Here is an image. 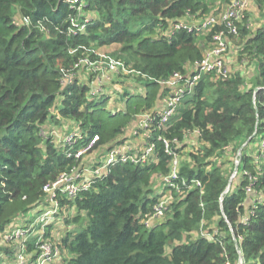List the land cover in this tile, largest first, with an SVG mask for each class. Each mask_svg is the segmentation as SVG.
<instances>
[{
    "label": "trees",
    "instance_id": "obj_1",
    "mask_svg": "<svg viewBox=\"0 0 264 264\" xmlns=\"http://www.w3.org/2000/svg\"><path fill=\"white\" fill-rule=\"evenodd\" d=\"M256 1L262 9L264 0ZM229 2L0 0L2 240L16 218L42 211L46 185L81 162L64 149L69 146L57 143L47 123L77 125L80 138L70 153L97 135L94 150L105 147L106 156L126 142L120 136L131 121L150 113L143 145L155 144L157 162H114L74 199L58 197L56 219L65 226L58 248L67 254L62 264H238L240 257L245 264H264V153L256 163L244 150L258 141L264 151V23L252 30L244 17L235 36L241 38L242 53L256 60L253 76L204 74L165 128L157 112L167 92L159 80L185 75L189 65L202 59L212 35L224 28L194 35L174 29V22L188 12L198 17L215 13ZM112 44L120 46L117 57L125 66L139 73L132 84L144 86V92L125 86L93 93L80 78V59L89 55L97 60L95 49ZM111 98L117 109L109 104ZM194 131L199 149L189 153L190 163L180 162L179 176L187 184L200 181L202 192L178 180L184 195L162 218L147 224L159 199L152 179L168 174L172 155H179L187 133ZM245 142L230 182L233 169L228 171L219 159L237 153ZM203 233L211 234V240ZM36 241L26 242V252L36 255ZM12 255L0 244V263Z\"/></svg>",
    "mask_w": 264,
    "mask_h": 264
},
{
    "label": "built area",
    "instance_id": "obj_2",
    "mask_svg": "<svg viewBox=\"0 0 264 264\" xmlns=\"http://www.w3.org/2000/svg\"><path fill=\"white\" fill-rule=\"evenodd\" d=\"M73 2H78V0H73ZM245 0H230V2L220 11L212 12L203 17H198L195 14L186 13L183 17L179 18L174 22V29L184 28L189 33L194 35L206 34L209 33L214 27L223 25L224 28L218 30L212 35L210 45L207 50H205L203 57L200 61L193 63L188 66V72L184 75L181 73H174L168 79L159 80V83L164 86L167 90L164 97L159 102V107L157 108V112L160 116L159 124L165 128L167 121L177 113V109L179 107L180 100L183 96L187 94H191L193 92L194 87L199 83L200 79L204 74H213L216 77H229L231 72L227 67V57L229 54V45L231 43V39H233L238 34V23H241L243 16L241 15V10L246 8ZM24 21L28 23V19L24 18ZM83 28V27H82ZM96 60L92 61L87 56L80 59L79 63H92ZM109 70H119L122 69L127 71L128 73H133L134 75H139L135 70H130L125 66V64L120 61H109L108 67ZM98 72L99 68L96 69ZM99 78L97 77L95 80V84H97ZM98 85V84H97ZM93 86V93H98L101 89L99 86ZM144 120L147 121L151 115L150 113L145 114ZM53 134H56L52 131ZM80 138V133L76 127L73 130L68 131L61 139L63 146H69L64 148L68 151V154H73V156L77 159H80V164L77 167H73L71 171H65L61 173L57 179L49 185L44 187L45 198L44 202L46 205L42 208L40 216L38 217L40 222L41 229H38L40 232L37 237L36 245L38 248V252L35 255V252H25L23 247L26 248V242L30 241L31 238L25 239L24 237L28 233V229H26V225H20L17 229L8 230L3 234V239L7 241H11L13 239L22 240V251L18 252V259H22V254H31L36 256V261L42 260L45 261L46 264L49 263L52 259L56 258L59 253L58 243H48L46 240L48 236L46 234L45 226L49 221L56 220V213L60 207L58 197L59 198H68L74 199L78 193L83 189H88L91 185L92 179L101 176L107 171V168L110 164L122 161V162H132L134 164H149L151 162H157V157L155 154V144H145L143 146H133L127 142L122 143L121 145L112 144L113 148L109 151V153L99 160L98 164H85L82 159L85 155L94 151V145L98 140V136L94 135L89 141L81 145L74 152H69L72 149L73 145L77 142V139ZM165 150L171 154L170 145L168 140L164 139ZM239 159H236L235 163L238 162ZM170 169L168 174L161 177L164 181L165 186L178 188V190H182V186L177 182L181 181L182 185H185L186 189L191 188H199L202 192L203 186L200 181L192 180L190 184L186 183L185 179H180L179 170H180V158L178 154L172 155L170 159ZM240 163V161H239ZM237 173V172H236ZM233 176V177H232ZM236 174H232L230 179L232 180ZM229 190V185L226 188L225 192ZM251 188L247 187V192L250 191ZM183 192V190H182ZM46 206L50 208L45 209ZM166 211V205L155 204L153 207V213L146 220V223H151L154 219H160L164 216ZM39 213L38 211H34V213ZM43 216V218L41 217ZM37 225V226H38ZM39 227V228H40ZM50 233V231H49ZM204 235V233H203ZM209 240H211V235L208 234ZM205 236V235H204ZM39 240V241H38ZM17 259V260H18ZM25 259H23L24 261ZM27 262L26 260L24 261ZM13 264H20L19 261H16ZM24 264V263H23ZM39 264V263H38Z\"/></svg>",
    "mask_w": 264,
    "mask_h": 264
},
{
    "label": "rangeland",
    "instance_id": "obj_3",
    "mask_svg": "<svg viewBox=\"0 0 264 264\" xmlns=\"http://www.w3.org/2000/svg\"><path fill=\"white\" fill-rule=\"evenodd\" d=\"M216 1H223V0H216ZM246 1V8L241 10V15L244 17L248 18L249 26L250 29H255L258 26H261L264 23V5H262V9H260L258 6L259 4L257 3L256 0H245ZM243 23V19L241 21ZM119 45L118 44H112V45H105L101 47H97L94 51L95 56L97 57V60L95 62H90V63H81L80 68L78 71V75L80 76L81 79L88 81L90 86L97 85L100 88L105 87L107 89L108 94L113 93V90L121 91L125 86H128L131 91L134 93H141L144 92L145 88L144 86L140 85V87H135L132 83H134V77L135 75H131L127 71H124L122 69L119 70H109L108 63L109 61H120L121 63L124 64V61L117 57L118 51H119ZM243 50V45L241 38L239 36L231 39V43L229 45V54L227 57V67L228 70L231 73L238 72L243 76L244 78H250L251 76L254 75L256 72V60L251 57L247 53H242ZM89 58V55H87ZM90 59V58H89ZM120 59V60H119ZM99 68V72L96 70ZM99 78V81L97 84H95L96 78ZM112 97V96H111ZM109 104L115 106L117 109L118 103H116L115 98H111L109 101ZM176 113L175 115H177ZM141 117H145L144 114H141L136 121H131L129 126L127 127L126 131L120 136L122 141H126L129 144H132L133 146H141L145 143V138L150 134V130L147 128L148 124L146 123L145 120H142ZM141 118V119H140ZM69 125H68V124ZM48 124V123H47ZM51 125V124H50ZM55 128V131L57 134H59V137H56L57 143L60 142V139L64 136L67 131H64V128L67 127L69 131L73 130L74 127L77 125L73 121H64L61 124H52ZM51 127V126H50ZM196 132H191L187 133L186 138L183 140L184 146L179 148V158L180 162H188L190 163V155L189 153H196L199 149L200 143L196 141L195 134ZM246 146V142L241 145L240 148L243 149V147ZM259 143L258 141L247 145L246 148H244L245 151L250 152V154H253L255 156L254 162H257L258 157L262 158L264 151H259ZM238 149L237 153H231L229 156L224 154L222 158L219 159V163H222L223 161L226 163V169L228 171H234V165L236 161L235 159H240L241 160V154H242V149ZM106 148L105 147H100L89 154L85 155L82 159V161L85 164H93L94 162L97 163L100 158L105 157L106 153ZM240 150V151H239ZM235 154H237L235 156ZM260 154V156L258 155ZM263 161V160H262ZM151 188L154 193H156L159 196L158 201L156 204H163L166 205V210H168L169 205H171L174 201L179 200L184 194L182 190H178V188H173L169 186L164 185V181L160 177H156L152 179L151 183ZM249 195L252 193V190L248 191ZM262 198V197H261ZM50 208L49 206H46L45 209ZM41 212L35 213V214H28L26 216H19L16 218L13 223H15V226H11L9 228L10 230H15L17 229L16 226L23 225V223L26 225V229H28V233L24 237L25 239L29 238H36L39 235L38 229H41L39 222V216ZM165 215V213H164ZM43 218V216H41ZM154 219L153 221H155ZM211 223H214L211 221ZM152 224V223H149ZM38 225V226H37ZM215 224H211V227H214ZM48 226L50 227V234L47 237L48 243H53V242H60V236L61 233H64L65 226L60 224V221L58 219L54 221H49L48 224L45 226L47 228ZM40 227V228H39ZM204 229V228H203ZM13 230V231H14ZM204 232L205 229L203 230ZM216 231V229H215ZM207 238L210 237L207 233L204 234ZM211 235V234H210ZM39 241V240H38ZM22 240H9L7 241L6 239L2 240V237H0V244L4 247H7L8 249H11L13 251V255L11 257H5L1 261L0 264H13L16 261H19L20 264H46L45 261L43 262L42 260L36 261V256H33L31 254H22L23 257L22 259H18V252L22 251ZM59 245V244H58ZM22 246V247H21ZM59 247V246H58ZM25 246L23 247V250L25 252ZM170 250V247H166V252ZM59 255L49 261L48 264H62L63 257H67V254L62 252L59 249ZM18 259V260H17ZM25 259L27 262L25 263L23 261Z\"/></svg>",
    "mask_w": 264,
    "mask_h": 264
},
{
    "label": "water",
    "instance_id": "obj_4",
    "mask_svg": "<svg viewBox=\"0 0 264 264\" xmlns=\"http://www.w3.org/2000/svg\"><path fill=\"white\" fill-rule=\"evenodd\" d=\"M257 90H258V88H257L255 91H257ZM241 149H242V148H240V150H241ZM240 150H239V151H240ZM240 158H241V157H240ZM239 161H240V159H239ZM239 161L236 162L235 165H234V171H233V174H236V172L238 171ZM232 177H233V176H232ZM230 182H231V179H230ZM229 184H230V183H229ZM238 264H245V261H244V259H243L242 257H240Z\"/></svg>",
    "mask_w": 264,
    "mask_h": 264
},
{
    "label": "crops",
    "instance_id": "obj_5",
    "mask_svg": "<svg viewBox=\"0 0 264 264\" xmlns=\"http://www.w3.org/2000/svg\"><path fill=\"white\" fill-rule=\"evenodd\" d=\"M101 88H103V87H101ZM50 124H51V123H48V128H52V130H54V132L57 133V132L55 131V129H54L55 127H54L52 124H51V125H50ZM67 124H68V123H67ZM68 125H69V124H68ZM50 126H51V127H50ZM66 128H67V127H66ZM68 131H69V129H68ZM68 131H67V132H68ZM65 134H66V133H65ZM65 134H64V135H65ZM56 137H59V134H56ZM11 226H15V223H13V224H11L10 226H8V227H7V230H8L9 228H11Z\"/></svg>",
    "mask_w": 264,
    "mask_h": 264
}]
</instances>
